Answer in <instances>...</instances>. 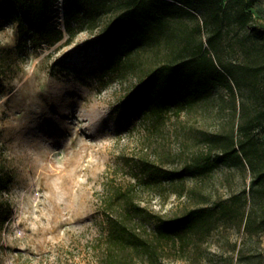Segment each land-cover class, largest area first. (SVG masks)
<instances>
[{
  "label": "rangeland",
  "instance_id": "374dc122",
  "mask_svg": "<svg viewBox=\"0 0 264 264\" xmlns=\"http://www.w3.org/2000/svg\"><path fill=\"white\" fill-rule=\"evenodd\" d=\"M251 11L264 22V0ZM168 12L161 34L126 51L87 30L59 47L64 39L20 48L17 21L0 19V264H264V179L254 184L238 159L195 172L246 129L264 171L262 83L243 73L260 65L261 49L234 23L213 48L199 13ZM202 42L241 85L206 83L153 123L141 80L198 55ZM129 189L141 210L129 225L143 248L107 239L108 199ZM197 207L207 212L200 222L167 227Z\"/></svg>",
  "mask_w": 264,
  "mask_h": 264
},
{
  "label": "trees",
  "instance_id": "16d2710c",
  "mask_svg": "<svg viewBox=\"0 0 264 264\" xmlns=\"http://www.w3.org/2000/svg\"><path fill=\"white\" fill-rule=\"evenodd\" d=\"M258 0H63L62 16L55 0H0V19H15L18 30V47L26 41L34 48L42 42L53 46L69 43L82 30L98 33L105 45L119 47L123 51L139 46L144 40L161 34L162 27L169 21V10L174 15L181 11L193 14L199 27L210 25L212 32L208 44L214 48L213 36L223 33L225 24L238 25L245 35V43L260 47L261 63L256 69L245 70L258 86L262 83L264 94V22L259 21L251 8ZM61 17H63L61 19ZM62 24V25H61ZM200 45V53L178 63H164L149 71L138 86L139 99L143 100L145 115L154 123L163 116L165 109L177 104H189L202 93L206 83L223 80L233 89L240 86L235 70L217 64L209 53L210 49ZM6 47L0 43V78L5 62ZM246 75V76H247ZM262 78H259V76ZM264 107V106H263ZM251 130V129H250ZM250 130L244 131L239 141L231 139V147L208 156L195 165V172L213 170L220 162L238 159L246 162L255 172L254 184L264 179V171L255 164L257 145ZM211 154V153H210ZM188 168V167H186ZM185 175V172H184ZM131 190L108 199L107 225L110 244L145 247L146 243L137 239L129 221L141 214ZM121 208L116 213H108L116 202ZM205 207H197L186 214L167 222L168 228L193 225L206 217Z\"/></svg>",
  "mask_w": 264,
  "mask_h": 264
},
{
  "label": "built area",
  "instance_id": "2783aa9c",
  "mask_svg": "<svg viewBox=\"0 0 264 264\" xmlns=\"http://www.w3.org/2000/svg\"><path fill=\"white\" fill-rule=\"evenodd\" d=\"M56 7L59 10L60 15L62 16L63 11V0H55Z\"/></svg>",
  "mask_w": 264,
  "mask_h": 264
}]
</instances>
